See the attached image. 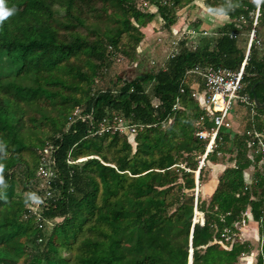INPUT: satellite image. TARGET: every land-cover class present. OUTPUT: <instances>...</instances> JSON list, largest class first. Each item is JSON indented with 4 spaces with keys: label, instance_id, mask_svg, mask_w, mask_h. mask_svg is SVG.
<instances>
[{
    "label": "trees",
    "instance_id": "obj_1",
    "mask_svg": "<svg viewBox=\"0 0 264 264\" xmlns=\"http://www.w3.org/2000/svg\"><path fill=\"white\" fill-rule=\"evenodd\" d=\"M23 1L3 0L2 7L12 11L0 20V264H189L196 200L204 225H194L193 264H238L242 254L250 255L248 241L222 238L226 230L240 235L249 222V206L255 219L264 208V189L245 191L244 172L250 165L246 138L230 129L221 131L218 150L199 171L196 198L197 156L205 151L206 141L196 136L202 109L192 97V78L180 108L173 109L180 82L193 65L207 60L235 67L244 58L245 51L229 37L234 25L227 22L212 44L194 51L185 48L169 58L166 68L143 77L117 78L113 88H104L99 82L112 74L114 59L135 63L141 28L154 14L139 7L138 0H32L33 6L14 8ZM142 1L156 6L173 30L174 9L182 10L194 0ZM93 3L102 5L88 18L85 8ZM221 3L208 8L218 14L227 9L225 16L233 22L254 12L258 0ZM109 9L112 16L107 20L114 26L104 29L99 21ZM258 24L264 26V0ZM246 74L255 77L246 75L245 92L253 97L252 87L258 84L255 93L263 103L264 84L259 82L264 81V63L257 49ZM153 98L162 103L157 111ZM59 99L64 104L56 107ZM76 108L92 114L93 120L69 126ZM53 109L58 116L52 115ZM115 116L145 127L132 138L92 135L103 119ZM48 143L55 146L57 178L40 228L26 205L38 193L37 170ZM28 151L31 159L24 156ZM225 157L218 187L204 196L200 189L211 180V167ZM80 158L85 160L68 163ZM210 169L205 180L204 172ZM175 187L180 195L173 192ZM8 189L13 194L6 197ZM49 221L54 223L50 230ZM54 238L62 242L59 250L52 248ZM257 264H263L261 257Z\"/></svg>",
    "mask_w": 264,
    "mask_h": 264
},
{
    "label": "built area",
    "instance_id": "obj_2",
    "mask_svg": "<svg viewBox=\"0 0 264 264\" xmlns=\"http://www.w3.org/2000/svg\"><path fill=\"white\" fill-rule=\"evenodd\" d=\"M262 1L258 0L257 14L253 25L250 26L248 43L244 58L241 62L235 67L215 65L207 60L193 65L186 71L180 82V92L176 97L173 108H180L181 96L186 93L185 85L192 78V97L199 101L202 109V113L195 123L200 127L199 131L196 132V136L199 140L206 141L205 151L199 156L198 171L209 164V156L218 150L219 141L222 139L221 131L223 129L233 130L236 134L246 138L247 157L250 160V165L244 172L245 191H251L254 187L264 189V113L262 114L258 111L253 97L245 92L247 86L245 82L247 75L246 68L250 62L253 49L259 51V57L264 63V41L258 36L260 4ZM245 20L244 16L235 19L233 22L227 20L235 28V30L229 33L231 39L237 37V30L243 29ZM178 34L179 36H177L174 42L176 47L173 49L174 52L170 54V59L176 58L179 55L180 52L177 51L181 45L183 46V42L187 41V35L199 36L210 35L211 33L206 30L201 31L200 29L188 27L182 33L179 32ZM197 48L195 46L193 49L196 50ZM161 104L158 98H153L152 105L156 111L159 110ZM235 106L243 107L246 110V115L243 118L244 124L241 130L239 129L241 124L237 118L238 115L233 111ZM79 120L92 121L93 116L92 114H85L81 108H76L68 118L69 126ZM144 127L145 125L131 123L122 117H107L103 119L99 124V128L92 135L121 133L129 135L132 138L139 131L143 130ZM54 151L55 146L52 143H48L41 151L40 164L37 170V176L41 180V183L38 193L26 205L29 215L36 218L40 228H43L46 223V220L42 218L43 209L47 207V202L54 197V192L51 188L52 181L57 178V173L54 170ZM218 157L221 158L220 152L218 153ZM84 160L85 158H80L76 161L69 160L68 163L72 164ZM252 200H255L254 196ZM196 205L197 201L195 203ZM260 213L259 218L255 219L252 213V207H248V219L249 221H255L258 229L256 239L257 258L261 257L264 264V208H261ZM199 216H202V221L200 220L198 223L204 225V214L202 213ZM238 236V234L230 230H226L222 234L225 242H234Z\"/></svg>",
    "mask_w": 264,
    "mask_h": 264
},
{
    "label": "rangeland",
    "instance_id": "obj_3",
    "mask_svg": "<svg viewBox=\"0 0 264 264\" xmlns=\"http://www.w3.org/2000/svg\"><path fill=\"white\" fill-rule=\"evenodd\" d=\"M209 2V3H208ZM139 7L146 8V12L150 14H154V18L150 24L147 25L145 28H141V32L143 34V38L138 44L137 48L140 49V53L135 56V63H128V58H118L114 59L115 63L112 67V74L105 78V80L99 82V86L105 87H114L116 83V79H122L124 77L133 79L135 77L144 76L152 71L159 70L160 68H166L167 61L170 58V54L173 51V49L176 47L175 40L177 36H179V32L182 33L185 28H196L200 29L201 31L206 30L210 35H187V41L183 42V46L179 47V50L177 52H182L185 48L188 50H193L194 47L199 46H205L207 43H211L215 40L217 37V31L222 29L225 24H227V20H229L225 15L218 14L217 12H211L208 8V4L216 5L217 8H219L222 3L221 0H194L193 3H191L189 6H186L184 9L179 10L180 8L174 9V14L176 16V22L172 25L173 30L166 27L164 20L161 19L160 14L158 13L157 7L151 4L145 5V2L143 3L142 0H138ZM162 4H165L164 2ZM26 5L33 6L32 0H24L22 2V5L15 6L14 8L17 9H23ZM102 5V3H93L88 5L85 8V15L88 16V18H93L94 14L97 9ZM79 7V6H78ZM258 7V5H257ZM13 8V7H12ZM247 7H244V10H246ZM258 8H255V11H251L248 13V17L246 15H243L245 17V22L243 23V29L237 30L238 35L234 39L237 47L242 50L243 52L246 50L247 43H248V35L250 31V26L253 25L254 19L256 17V12ZM179 10V11H177ZM111 9L104 10L102 12L103 14V22H101V26L105 29V27L108 25L109 27H113L114 24H109L108 18H111ZM177 11V13H175ZM171 27V28H172ZM235 30V28H234ZM258 36L264 41V26L258 24ZM176 34V35H175ZM123 40L128 42L130 41V37L127 34L123 35ZM132 43H134L132 41ZM187 43V44H186ZM113 75V76H112ZM64 104V102L59 99L56 107H61V104ZM235 114H237V118L241 124V128H243V118L246 115V110L243 107L235 106L234 110ZM59 112L55 109L52 110L53 116H58ZM240 126V125H239ZM47 130H51V127L46 126ZM233 131V130H232ZM235 132V131H233ZM27 159H31L30 152H26L24 154ZM199 158V155L197 156ZM219 158V157H218ZM169 160H171V157H168ZM226 157L224 159H221V164L226 163L225 161ZM181 159L178 161V163H181ZM227 165V164H226ZM220 167L221 170L224 168ZM209 168V167H208ZM212 178L216 179L218 177V166H212ZM210 170L207 172H204L206 174L205 180L208 179L210 175ZM195 176V175H194ZM178 182H182L181 180ZM209 185H206L200 189L201 192L203 191V195H207L209 193L208 187ZM20 191L21 189L18 188ZM17 187L15 191H18ZM175 194L180 195L182 191H178V188L175 187L174 191ZM181 192V193H180ZM4 196H10L13 194V191L11 189L6 190L4 193ZM207 198V197H203ZM172 210L171 212H173ZM198 214V213H197ZM196 214V215H197ZM197 221H202V216H199ZM177 222L179 225H183V221L180 219H177ZM54 225L53 222H47V229L50 230L52 226ZM250 223L244 224L242 227V231L240 235L237 237L240 238L243 241H248L250 244V249L255 250L257 243L255 241H249L247 239L243 238V232L245 231L246 227L249 226ZM53 241V250H59V248L62 246V242L56 238L52 239ZM131 246V245H130ZM129 246V247H130ZM256 253L249 255L247 253L242 254V258H240V261L238 264H252L254 260V256ZM198 255V254H197ZM248 256H251L252 259L248 258ZM28 260V259H27Z\"/></svg>",
    "mask_w": 264,
    "mask_h": 264
},
{
    "label": "crops",
    "instance_id": "obj_4",
    "mask_svg": "<svg viewBox=\"0 0 264 264\" xmlns=\"http://www.w3.org/2000/svg\"><path fill=\"white\" fill-rule=\"evenodd\" d=\"M223 166H224L223 164H219V166H218V168H219V170H218V172H219L218 177L221 175V173L225 169V167H224L221 170L220 167H223ZM218 183H219V180H217V178L216 179L215 178L214 179L211 178V180L207 184V185H209L208 186L209 188H207L208 191H209V194L212 193L218 187ZM197 216H198V214H197ZM249 223H250V225L247 226L246 229H245V231L243 232V238L244 239H247L249 241H255L256 242V239H257V236H258L257 224H256L255 221H249ZM254 253H257V250L256 249L251 251L252 256H253ZM248 258L252 259L251 256H248ZM258 260H259V258H257V254H255L254 260H253V263L252 264H257V261Z\"/></svg>",
    "mask_w": 264,
    "mask_h": 264
},
{
    "label": "water",
    "instance_id": "obj_5",
    "mask_svg": "<svg viewBox=\"0 0 264 264\" xmlns=\"http://www.w3.org/2000/svg\"><path fill=\"white\" fill-rule=\"evenodd\" d=\"M247 76H251V77H255L254 75H247ZM259 83L261 84H264V81H260ZM258 84H255L253 87H252V94H253V99H254V102L257 106V108L259 109H264V102L261 103L260 100L258 99L256 93H255V88L257 87ZM198 184H199V177L198 175L196 176V188H198ZM196 198L198 196V192H196L195 194ZM197 201V200H196ZM196 206H195V216H194V220H193V225H192V229H191V236H190V254H189V264H193V248H192V233H193V230H194V225L196 223H198V221H196Z\"/></svg>",
    "mask_w": 264,
    "mask_h": 264
},
{
    "label": "clouds",
    "instance_id": "obj_6",
    "mask_svg": "<svg viewBox=\"0 0 264 264\" xmlns=\"http://www.w3.org/2000/svg\"><path fill=\"white\" fill-rule=\"evenodd\" d=\"M2 5H3V0H0V20H3L12 11V9H4ZM222 12L224 15H226L227 9H222ZM0 147H2V145H0ZM0 167H2V165H0ZM0 182H2V177H0Z\"/></svg>",
    "mask_w": 264,
    "mask_h": 264
},
{
    "label": "bare ground",
    "instance_id": "obj_7",
    "mask_svg": "<svg viewBox=\"0 0 264 264\" xmlns=\"http://www.w3.org/2000/svg\"><path fill=\"white\" fill-rule=\"evenodd\" d=\"M199 173H200V172L198 171L197 174H196V176L198 175V177H199ZM196 192H199V184H198V188H196ZM197 213L202 215L201 212H197V211H196V214H197Z\"/></svg>",
    "mask_w": 264,
    "mask_h": 264
}]
</instances>
